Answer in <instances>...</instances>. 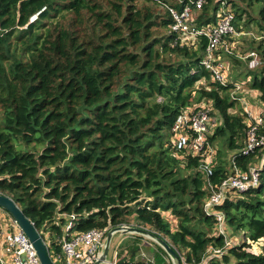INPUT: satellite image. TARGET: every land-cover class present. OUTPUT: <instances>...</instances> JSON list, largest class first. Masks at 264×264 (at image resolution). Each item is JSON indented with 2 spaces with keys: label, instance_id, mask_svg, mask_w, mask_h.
<instances>
[{
  "label": "trees",
  "instance_id": "obj_1",
  "mask_svg": "<svg viewBox=\"0 0 264 264\" xmlns=\"http://www.w3.org/2000/svg\"><path fill=\"white\" fill-rule=\"evenodd\" d=\"M252 1L264 23V0ZM210 2L198 24L215 20ZM230 2L238 25L245 9ZM171 22L155 0H0V193L43 238L48 232L50 255L73 232L122 224L156 233L188 262L223 245L203 204L209 183L225 178L229 163L215 155L207 177L202 156L174 149L171 126L185 107L210 102L211 146L221 138L241 170L259 153H239L247 124L229 111L238 105L229 85L201 64L206 38L198 37L195 48L181 45ZM159 26L168 31L155 32ZM263 40L257 47L264 53ZM248 86L264 107V76ZM217 209L227 230L243 236L207 264H264V250H249L264 246V168L257 187L229 193ZM141 239L132 234L122 243L115 264L135 260ZM155 245L154 260L169 264Z\"/></svg>",
  "mask_w": 264,
  "mask_h": 264
},
{
  "label": "built area",
  "instance_id": "obj_2",
  "mask_svg": "<svg viewBox=\"0 0 264 264\" xmlns=\"http://www.w3.org/2000/svg\"><path fill=\"white\" fill-rule=\"evenodd\" d=\"M157 4L168 10L172 22L170 31L175 35V42L195 48L197 38L204 36L206 45L201 64L209 71L213 80L222 85H229V95L240 106V114L247 124L246 142L239 153L248 154L257 151V161L241 170L235 163V153L231 155L229 172L218 184L211 185V193L205 198L203 209L206 214L212 215L217 232L223 235L224 243L220 247L209 246L198 261H185L180 257L181 264H207L213 257H220L227 249L238 243L228 235L224 213L217 209L233 191H246L258 186L260 171L264 168V107L259 99L257 90L247 87L251 78L237 81L229 73L230 58L239 57L246 60L247 68L254 69L260 64L258 53L250 50L244 55L236 53L235 44L241 35H245L240 23L234 24V11L230 0H211L209 6L215 20L206 24H198V18L204 5L209 0H173V4L165 0H155ZM39 11L29 17L33 22ZM256 39L264 38V31ZM229 61V62H228ZM203 81V80H201ZM199 81L200 83H202ZM198 82V83H199ZM256 91V92H255ZM252 92V93H251ZM210 102L193 104L182 109L171 126V141L174 149L183 151L192 156H202L200 168L206 176L212 174V163L216 150L211 146L207 137L212 134L216 119L212 116ZM262 128L263 132L259 133ZM237 154V152H236ZM72 218V215L70 216ZM0 224V238L3 243V252H0V264H40L32 243L27 236L17 228L13 220ZM126 226L125 224H122ZM69 221L64 231L71 229ZM110 228H92L82 232H73L68 238H62L61 251L52 253L50 259L53 264H93L99 257L105 245L106 233ZM117 233V232H116ZM115 234V233H114ZM140 259L129 261L126 264H158L153 258H147L144 252ZM117 251L113 253L111 261L105 260L102 264H115Z\"/></svg>",
  "mask_w": 264,
  "mask_h": 264
},
{
  "label": "rangeland",
  "instance_id": "obj_3",
  "mask_svg": "<svg viewBox=\"0 0 264 264\" xmlns=\"http://www.w3.org/2000/svg\"><path fill=\"white\" fill-rule=\"evenodd\" d=\"M142 1V0H140ZM234 3H236L239 7L245 9V12H243V18L240 21V27L244 32H247L245 35H241L237 41V43L235 44V49L236 53H238L239 55H244L245 53H247L250 50H255L258 53L259 59H260V64L254 68V69H248L247 68V64H246V60H243L239 57H231L229 62V73L230 75H232V79H235L237 81H241L244 79H247L246 76H248L249 78H253L255 76H257L258 78L261 77V75L264 76V53H263V48H258L257 46L259 45V42L261 41V39H256L254 36H259L262 34L261 29L258 26V23H262L264 25V23L262 22V20L260 19V16L258 14V9L260 4L256 3L255 1H252L251 4L249 2V0H233ZM156 13L160 14L162 13L158 7H155ZM237 13H240V11L238 10ZM251 18V20H250ZM168 31V27L165 28H161V26L155 28V32L157 33H163V32H167ZM263 45H264V40H263ZM194 48V47H193ZM175 56H171V58H174ZM203 84L206 85V81H201ZM248 87V85H247ZM256 92V91H255ZM258 92V91H257ZM252 93V92H251ZM203 102V101H201ZM200 102V103H201ZM198 104V103H197ZM231 113H239L241 111L239 105H236V107L234 109L229 110ZM224 141L220 139H217L216 141H214V145H212V147L214 148V150H216V160L218 162L220 161H226L225 164L228 165V163L230 162V157L233 154V152L228 151L227 149V145L226 143H223ZM11 217L10 215L5 212L4 210H2L0 208V224L2 225L4 222L5 223H9V225H11ZM133 226V225H131ZM228 235H230V237L233 239L234 237H236L238 239V243H240V239L241 236H243L241 233H239L238 230H231L229 228V230H227ZM134 235H140V234H136L133 233ZM142 237L141 239V243L144 242V245L142 246V249H140V252H144L147 258H153L154 259V252L156 251L155 249V242L150 239L149 237H146L144 235H140ZM44 238L47 240L45 241L46 243L49 242V238L50 235L48 234V232H44ZM116 235L112 236L111 239V243H113L115 241ZM253 246H250L249 250H251L254 253H259L261 251L264 250V246L261 245V242L258 243L260 245H255V243H253ZM140 245V244H139ZM146 245V246H145ZM144 247H146L144 249ZM155 248V249H154ZM150 249V250H149ZM261 250V251H260ZM107 259L111 258V252L108 251V254L106 256ZM141 258V254L138 255L136 257V259H140ZM106 259V260H107ZM167 262H169V264H174V261L171 260L170 258H166ZM109 261V260H108Z\"/></svg>",
  "mask_w": 264,
  "mask_h": 264
},
{
  "label": "water",
  "instance_id": "obj_4",
  "mask_svg": "<svg viewBox=\"0 0 264 264\" xmlns=\"http://www.w3.org/2000/svg\"><path fill=\"white\" fill-rule=\"evenodd\" d=\"M0 208L10 215L17 228L20 229L32 243L36 255L39 259V263L53 264L52 260L50 259L48 245L44 241L41 233L36 229L33 222L24 215L23 211L15 203V201L11 197L0 193ZM116 232H121L123 234L136 233L149 237L165 251L167 256L174 261V264H181L178 253L170 246V244L166 240L158 236L156 233H153L143 227L130 225L113 226L107 231L104 248L100 254V257L93 264H102L106 260L112 235Z\"/></svg>",
  "mask_w": 264,
  "mask_h": 264
},
{
  "label": "crops",
  "instance_id": "obj_5",
  "mask_svg": "<svg viewBox=\"0 0 264 264\" xmlns=\"http://www.w3.org/2000/svg\"><path fill=\"white\" fill-rule=\"evenodd\" d=\"M163 215H164V217H169L170 215H169V212H167V211H164L163 213H162ZM171 218V217H170ZM171 221H172V218H171ZM113 235H116V238H115V241L113 242V243H111V241H110V245H109V251L111 252V258L110 259H107V260H109V261H111L112 259H113V253H114V251H117L118 250V248H119V246L122 244V243H124V242H127V241H129V243H130V239L132 238V233H125V234H123V233H121V232H117V233H115V234H113ZM112 235V236H113ZM112 239V238H111ZM144 245V242H142V243H140V245H139V252H140V249H142V246ZM146 246V245H145ZM146 247H144V249H145ZM155 249V248H154ZM150 250V249H149ZM156 250V249H155ZM0 252H3V243H2V240H1V238H0ZM139 252H138V254L137 255H139Z\"/></svg>",
  "mask_w": 264,
  "mask_h": 264
}]
</instances>
